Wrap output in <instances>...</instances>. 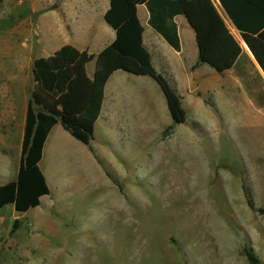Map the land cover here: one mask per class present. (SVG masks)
<instances>
[{
  "label": "rangeland",
  "instance_id": "374dc122",
  "mask_svg": "<svg viewBox=\"0 0 264 264\" xmlns=\"http://www.w3.org/2000/svg\"><path fill=\"white\" fill-rule=\"evenodd\" d=\"M32 88L26 72L10 81L0 71V186L18 172ZM186 119L174 129L175 137L190 132V116ZM151 135L148 143L121 141L111 132L105 136L110 160L100 170L110 167L119 193L97 180L93 164L78 158L77 165L74 160L46 164L50 201L58 204L49 214L43 210L48 199L26 213L15 212L11 205L0 209V264H249L244 250L261 258L264 241L254 237V229L261 231L256 223L261 217L264 224V215L248 207L246 195L256 209H264V144L262 150L246 151L255 140L250 144L249 135H228L224 129L210 143L191 146L194 151L185 160L175 143L161 161L153 157L164 144L157 143L159 134ZM247 157L259 165L254 177L253 168L238 169ZM210 162L218 165L215 175L220 171L228 176V200H212L218 191H209L205 170ZM147 164L154 171L151 177ZM213 208L218 219L214 227L209 221Z\"/></svg>",
  "mask_w": 264,
  "mask_h": 264
},
{
  "label": "crops",
  "instance_id": "0c3cea01",
  "mask_svg": "<svg viewBox=\"0 0 264 264\" xmlns=\"http://www.w3.org/2000/svg\"><path fill=\"white\" fill-rule=\"evenodd\" d=\"M210 1L242 50L233 67L223 73L199 63L196 35L185 17L176 16L173 19L179 40V49L176 50L149 26V13L145 5L136 7L137 18L143 29V47L148 52L155 71L180 97L186 118L190 116L192 122L190 132L177 136L178 138L174 136V129L180 125L173 123L165 96L154 79L117 70L105 84L101 112L94 125L90 146L75 140L60 123L50 130L39 162V169L48 188L50 180L46 164L57 160L58 165H68L74 160L73 164L77 165L79 159L93 164L99 172L97 180L104 181V184L106 182L110 192L119 193V188L114 183L117 181L107 170L110 167L106 166V171L103 172L100 170L106 160H110L109 147L105 141L109 132L121 141L141 139L142 143H148L149 136L153 140L151 134H159L156 141L164 144V147L155 151L153 158L157 155L161 161L167 158L175 143L182 149L179 153L181 161L185 160L188 158L187 154L190 157V153L194 151V145L210 143L214 135L224 129L228 135H249L247 141L250 144L255 140L254 147L249 146L246 151H252V148L262 150L264 71L219 0ZM227 3L240 24L253 29L248 36L264 65V0H227ZM109 8L110 0H0V22L3 23L0 28V71L10 81L19 79L22 72H26L27 77L32 79L33 61L47 59L64 46L98 55L116 38L115 30L104 19ZM95 68V60L85 67L90 80L94 77ZM24 112L26 115V111ZM169 128H172L171 133L165 136V131ZM182 151L186 153L181 155ZM154 159H151V163ZM242 162H239L238 169L242 170V166L243 170L253 168L254 177L255 167H259L257 162L250 157ZM42 163H45L44 171ZM150 164L147 165L151 170ZM216 166L218 165L210 162L205 170L209 173V191H218V195L217 192L214 193L212 200L216 197L228 200V176L220 171L218 173L221 174L215 175ZM142 167L145 169L144 165ZM152 174L153 170L150 177ZM128 187L123 188L128 190ZM50 195L40 199V202L48 199V205L43 209L47 214L58 204L50 201ZM214 210L213 208L212 213H209L212 227L218 221ZM258 218L256 224L262 232L254 229V237L264 241V228L259 225L261 217ZM38 227L47 229L45 224ZM251 253L253 254L252 251ZM259 256L261 258L258 260L264 262V253L259 252Z\"/></svg>",
  "mask_w": 264,
  "mask_h": 264
},
{
  "label": "trees",
  "instance_id": "16d2710c",
  "mask_svg": "<svg viewBox=\"0 0 264 264\" xmlns=\"http://www.w3.org/2000/svg\"><path fill=\"white\" fill-rule=\"evenodd\" d=\"M219 2L264 71V65L248 36L253 29L240 24L227 0ZM137 5H145L149 26L176 50L179 49V40L173 19L176 16L185 17L196 35L199 63L209 65L218 73L231 69L241 55L240 45L210 0H110L104 19L116 32L112 44L98 55L64 46L47 59L33 61V88L27 102L17 177L0 186V209L11 205L15 212L26 213L40 206L41 197L50 195L39 169L50 130L60 123L75 140L90 146L94 125L101 112L105 84L117 70L154 79L165 96L173 123L181 125L186 122L180 97L155 71L143 47V29L137 18ZM93 60L96 68L90 80L85 67ZM171 130H166L165 136ZM246 199L253 212L264 215V209H256L247 195ZM17 224L18 220H15L12 231ZM244 255L249 264H263L249 250H244Z\"/></svg>",
  "mask_w": 264,
  "mask_h": 264
}]
</instances>
